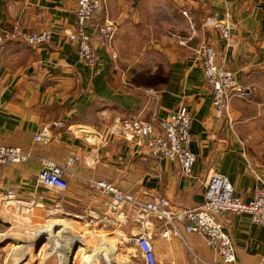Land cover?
<instances>
[{
	"label": "crops",
	"instance_id": "obj_1",
	"mask_svg": "<svg viewBox=\"0 0 264 264\" xmlns=\"http://www.w3.org/2000/svg\"><path fill=\"white\" fill-rule=\"evenodd\" d=\"M76 1L0 0V35L14 25L22 34L51 33L49 43L39 47L21 38L0 42V146L30 156L12 167L0 166V192L14 189L16 198L30 206L23 224L33 230L58 221L72 239H87L91 252L103 240L105 250L92 264H140L129 243L139 233L138 224L128 219L113 227L110 216L103 217L110 199L89 189L84 179H104L146 201L163 197L178 210L200 205L205 181L217 172L228 178L236 196L249 200L264 184V0H106L87 31L91 34L105 17L114 21L118 61L114 64L99 48L93 69L80 62L77 47L66 40L74 30ZM213 17L229 23L228 41L204 26ZM204 41L244 89L243 97L230 101L226 120L214 118L210 92L193 59L192 50ZM180 105L191 113L189 149L196 162L190 178L182 177L178 163L146 158L130 141L109 133L137 115L146 123L164 119ZM44 127L51 140L34 143V134ZM72 158L78 161L64 175L67 190L60 199L36 185L41 161L64 165ZM14 215L0 218V236L6 227H18ZM229 221L224 231L239 264H264V228L247 215H231ZM161 231L157 222L147 231L156 264L218 261L201 237L166 239ZM14 249L6 255L0 250V264H28L18 261L29 249ZM36 251L38 257H27L31 264H79L75 257L45 258L46 245Z\"/></svg>",
	"mask_w": 264,
	"mask_h": 264
},
{
	"label": "built area",
	"instance_id": "obj_2",
	"mask_svg": "<svg viewBox=\"0 0 264 264\" xmlns=\"http://www.w3.org/2000/svg\"><path fill=\"white\" fill-rule=\"evenodd\" d=\"M105 1L77 0L74 30L66 34L67 41L77 47L80 62L88 69L97 66L99 56L96 51L99 48L107 52L114 64L118 61L112 46L117 31L114 21L105 17L93 28L91 34L87 31L89 24L100 17ZM204 26L219 30L224 40L230 39V27L226 20L208 18ZM50 36L51 33L47 30L22 34L19 27L14 25L2 31L0 42L21 38L28 45L39 47L48 44ZM192 55L210 92L214 118L218 121L228 119L230 101L235 97H243L244 89L238 85L233 72L218 64L216 51L211 44L201 42L192 50ZM139 117L137 115L128 125H114L109 133L130 141L135 153L146 158L178 163L182 177L190 178L196 157L189 149L192 141L191 113L187 106L180 105L164 119L157 120L154 117L151 123H146ZM50 140L49 127L42 128L33 136L34 143H47ZM29 159V154L19 148L0 146V166L12 167ZM77 161V158L68 159L64 165L41 161L36 185L60 199L67 190L64 175ZM84 182L89 189L110 199L103 217L110 216L108 222L113 227L127 224L128 219L138 224L139 233L131 237L129 243L134 247L135 258L141 264H156L147 233L153 222L160 223L161 236L166 239L169 236L182 238L183 235L201 237L205 245L218 257V261L213 264H239L234 243L224 231L225 225L230 224L229 216L247 215L252 224L264 228V184L253 191L249 200H243L236 196L235 189L226 176L212 172L204 183L203 202L200 205L190 209L172 210L163 197L157 196L146 201L136 192L121 191L104 179L88 178ZM0 207H12L21 214H27L30 209L29 205L16 198L14 189L0 192Z\"/></svg>",
	"mask_w": 264,
	"mask_h": 264
},
{
	"label": "bare ground",
	"instance_id": "obj_3",
	"mask_svg": "<svg viewBox=\"0 0 264 264\" xmlns=\"http://www.w3.org/2000/svg\"><path fill=\"white\" fill-rule=\"evenodd\" d=\"M2 217L3 216H0V218H2ZM46 226H44V227H46ZM15 232H16V234H14V235H18V230H15ZM1 237L2 236H0V242L2 240ZM28 238L34 239V244L41 241V239H46V241H47V243L45 241L46 251H44V257L45 258L53 256V255H63L64 257H66V259H68L69 257L72 259L71 255H72V250L74 249V246L80 245L78 247V249L75 251V253L79 249L80 250L85 249L86 252H85V255H83L82 259H80L79 264H89V263L92 264L91 262H93L94 260H97L98 255L102 251L105 250L104 248H103L104 250L101 248V246L103 247V245L105 244L103 242V240L101 239L102 241L100 242V244H102V245L97 246L95 251H93V252L89 251L88 252V250L86 249V246H85L86 242L83 239H79V238L72 239L71 236L69 235V231H68L67 227L65 225L61 224L60 222H52V224L47 226L46 228H40L38 230H34L33 233H28V234L24 233L23 235L17 237V239H19V240L17 241L18 243L16 244L15 249H18V251H19V248H21V249L25 248L26 250L29 249V251H30V246L32 244L27 245V243H28L27 239ZM15 249H14V253L18 252ZM21 249H20V253L22 252ZM32 249H33V247H32ZM107 250H108V248H107ZM12 251H13V249H12ZM29 251H28V253H29ZM75 253H74V255H75ZM28 256H29V254H28ZM73 260H74V257H73Z\"/></svg>",
	"mask_w": 264,
	"mask_h": 264
},
{
	"label": "rangeland",
	"instance_id": "obj_4",
	"mask_svg": "<svg viewBox=\"0 0 264 264\" xmlns=\"http://www.w3.org/2000/svg\"><path fill=\"white\" fill-rule=\"evenodd\" d=\"M77 2V1H76ZM66 40H67V38H66ZM259 127H256V131H255V128L253 129V133H258L259 132V129H258ZM13 213H15V215L13 214ZM59 214V213H58ZM9 216V217H11V215H14L15 217H17V222H16V224L18 225V227H16V228H13L11 231H9V229H11V226H8V227H6V229H4V233H2L1 235H2V240H1V242H0V250H2V252L3 251H5L4 252V254L3 255H6L7 253L6 252H9V250H10V247L11 246H16V244L18 243L17 241L19 240V239H17V237H19V236H21V235H23L24 233H26V234H28V233H33V227H31V226H28V224L26 225V224H23V223H25V222H23V221H25L24 220V218L26 217V214H21V213H17V212H15L14 211V209L12 208V207H8V208H4L3 209V207H0V216ZM17 215V216H16ZM26 219V218H25ZM49 221V220H48ZM53 222H58V221H53ZM12 223L14 224L15 222L14 221H12ZM52 224V221H49L48 222V225L47 226H49V225H51ZM46 226V227H47ZM46 227H42V228H46ZM38 229H40V228H37V229H35V230H38ZM15 230H18V235H14V234H16V232H15ZM11 232V233H10ZM8 234V235H7ZM15 238V239H14ZM4 239V240H3ZM14 240L17 242V243H14L13 244V242H14ZM42 240V239H41ZM27 241H28V243L29 244H32L31 245V249H30V251H29V256H31V254H34L35 252H37L36 250H39L42 246L44 247L45 245H46V243H47V241H46V239H43V241H42V245H40L39 247H38V243H36V244H34V239H30V238H28L27 239ZM45 241H46V243H45ZM85 242H86V244H85V246H86V249H87V247L89 246V244H88V241H87V239L86 240H84ZM34 244V245H33ZM80 245H78V247H79ZM97 246H98V244L96 243V245L94 246L95 248H97ZM32 247H33V249H32ZM77 247V246H76ZM78 247H77V249H78ZM125 247V246H124ZM124 247L122 246V248L124 249ZM76 249V250H77ZM96 249H94L93 251H95ZM125 250V249H124ZM83 251V252H82ZM92 251V252H93ZM85 252H86V250L84 249H82V250H78L76 253H75V255H74V257L77 259V263H79V261H80V259H81V257H83V255H85ZM89 252V251H88ZM91 252V251H90ZM72 253H74L73 251H72ZM37 256V254L35 253V257ZM60 257H61V259H64L65 260V257L63 256V255H59ZM72 256V255H71ZM14 257V256H13ZM32 257H33V255H32ZM38 257V256H37ZM80 258V259H79ZM127 258V257H126ZM126 258H123V262L124 263H126ZM16 259V258H15ZM22 260H23V262L25 263V262H28V264H31V263H29V261H30V259H28L27 257L25 258L24 256H20V260L18 261V262H22ZM36 260V259H35ZM141 264V263H140Z\"/></svg>",
	"mask_w": 264,
	"mask_h": 264
},
{
	"label": "water",
	"instance_id": "obj_5",
	"mask_svg": "<svg viewBox=\"0 0 264 264\" xmlns=\"http://www.w3.org/2000/svg\"><path fill=\"white\" fill-rule=\"evenodd\" d=\"M42 241H43V239L41 240V241H39V243H38V247L40 246V245H42ZM75 248H76V246H74V249H73V252L75 253ZM74 253H72V258L74 257Z\"/></svg>",
	"mask_w": 264,
	"mask_h": 264
}]
</instances>
